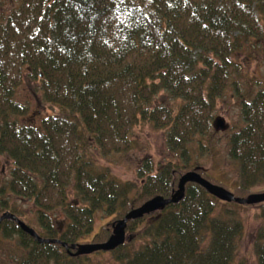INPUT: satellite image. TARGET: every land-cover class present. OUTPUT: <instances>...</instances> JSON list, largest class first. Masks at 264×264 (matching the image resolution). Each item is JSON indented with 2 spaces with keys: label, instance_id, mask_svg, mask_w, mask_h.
Here are the masks:
<instances>
[{
  "label": "trees",
  "instance_id": "1",
  "mask_svg": "<svg viewBox=\"0 0 264 264\" xmlns=\"http://www.w3.org/2000/svg\"><path fill=\"white\" fill-rule=\"evenodd\" d=\"M257 42H264V0H20L7 18L0 14V166L5 159L11 170L0 182V218L21 220L17 201L31 202L38 235L68 245L40 244L5 220L0 231L23 251L16 264L87 260L91 255L68 251L92 234L97 213L116 214L117 222L154 197L170 198L188 172L208 180L201 167L168 164L153 175L147 166L134 196L97 166L92 149L129 151L141 121L166 130L173 151H187L197 138L202 146L218 101L240 73L236 58ZM25 80L38 83L44 103L61 114L37 127L18 124L27 109L15 96ZM161 93L182 107L154 105ZM239 97L246 126L233 135L230 155L243 181L233 194L247 198L264 193L251 192L264 179V91L252 101ZM217 202L188 184L179 204L130 222L126 243L109 253L117 264H241L244 225L217 214ZM57 213L62 231L54 226ZM111 230H101L93 244L106 242ZM255 255L264 264V228Z\"/></svg>",
  "mask_w": 264,
  "mask_h": 264
},
{
  "label": "rangeland",
  "instance_id": "2",
  "mask_svg": "<svg viewBox=\"0 0 264 264\" xmlns=\"http://www.w3.org/2000/svg\"><path fill=\"white\" fill-rule=\"evenodd\" d=\"M19 1L3 0L0 14L4 19L9 16ZM236 61L241 64L240 73L234 79L236 83L230 86L224 97L218 101L214 112V124L210 134L201 140L202 146L197 138L196 143L189 145L187 151L186 149L173 151L168 147L166 130L157 129L150 123L141 121L133 129L131 135L133 146L129 151L104 155L102 152L92 149L93 159L96 160L97 166L108 171L110 177L116 181L128 184L134 189V196L137 195L144 183L143 177H140V171H148L146 167H152L154 171L151 173L155 175L160 166L168 164H172L173 167L178 166L177 168H181L183 171L201 167L202 171L207 174L208 180L232 193L236 192L243 181L242 170L241 164L233 160L230 155V141L235 133L246 126L241 108L242 99L239 95L252 101L254 97L264 91V42H257L253 47L244 49ZM15 98L27 109L25 116L17 118L18 124L22 126L37 127L44 119L62 112L57 106L44 103L40 86L33 81L25 80L18 88ZM153 104L156 106L166 105L176 112L183 105L181 101L174 100L165 93H161L157 97V102ZM219 119L224 121L225 130L215 128V123ZM10 171L9 162L2 159L1 183L9 178ZM255 183L256 186L251 189V192H263L264 179ZM72 199H75V195L72 196ZM10 201L13 203L15 199H10ZM216 207L217 214L226 219L241 221L244 225V236L238 244L237 261L241 264H257L255 245L258 233L264 228V205L245 207L225 204L218 200ZM17 208L21 213H25V217L21 220L40 232L41 226L37 221L33 204L17 201ZM53 217L54 226L60 231L64 230L63 214H53ZM116 220V214L97 213L92 234L86 236L80 244L95 243L93 237L101 230L110 228ZM140 244L141 242L137 241L135 247ZM22 254L23 251L19 247L17 238L8 240L0 231V264H16ZM116 261V256L112 253L102 252L91 255L87 260L83 259L75 263L63 262L62 264H117Z\"/></svg>",
  "mask_w": 264,
  "mask_h": 264
},
{
  "label": "water",
  "instance_id": "3",
  "mask_svg": "<svg viewBox=\"0 0 264 264\" xmlns=\"http://www.w3.org/2000/svg\"><path fill=\"white\" fill-rule=\"evenodd\" d=\"M217 130H225L226 126L224 121L219 119L215 123ZM188 184H197L201 186L212 197L224 203H237L239 205L254 206L264 203V193L252 194L247 198H238L232 192L227 189L215 185L210 181L203 178L197 171H192L184 174L178 184L177 190L171 195L170 198H164L162 196L154 197L142 206L128 212L123 219L118 220L112 224V235L110 238L102 244H82L72 245L68 251L71 257L90 256L99 252H113L117 248L123 246L127 241V228L130 222L142 219L144 216L154 214L159 211H164L171 205L179 204L186 194V187ZM5 220H12L16 222L21 230L32 238L36 239L40 244H60L64 248H68L66 243H62L59 240L44 239L38 235V233L29 225L21 221L15 215L6 213L0 218V225ZM74 252H71V251Z\"/></svg>",
  "mask_w": 264,
  "mask_h": 264
}]
</instances>
